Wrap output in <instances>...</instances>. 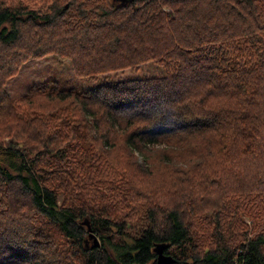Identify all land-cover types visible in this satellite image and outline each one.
<instances>
[{
    "label": "trees",
    "instance_id": "trees-1",
    "mask_svg": "<svg viewBox=\"0 0 264 264\" xmlns=\"http://www.w3.org/2000/svg\"><path fill=\"white\" fill-rule=\"evenodd\" d=\"M46 54L94 86L13 97L9 78ZM113 170L143 220L126 242V219L86 203ZM231 195L264 224V0H0V264H158L160 248L168 264H264V230L195 241L199 211Z\"/></svg>",
    "mask_w": 264,
    "mask_h": 264
},
{
    "label": "rangeland",
    "instance_id": "rangeland-1",
    "mask_svg": "<svg viewBox=\"0 0 264 264\" xmlns=\"http://www.w3.org/2000/svg\"><path fill=\"white\" fill-rule=\"evenodd\" d=\"M157 66V64L150 62L142 65L138 71L127 68L125 70L117 71L112 75L114 76L115 74L116 77H127L142 76L152 73L157 74L159 72V66L158 69ZM161 70H163V67H161ZM44 81H56L62 87H74L78 90L88 89L94 86L95 83V81L91 78L79 77L75 75L70 58H62L57 54H46L44 56L38 55L36 58L22 63L18 69V72L9 78L6 87L13 97L19 98L27 94L33 85L40 84ZM62 106L67 107L69 104H64ZM136 155L139 156V162H145L138 152ZM145 164L148 165L147 163ZM120 175H122V171H108L95 181H91L93 187L91 188V191L89 189L87 190L90 197L86 199V203L93 206V208L96 209L95 211L99 210L104 212V214L110 213L114 219H126L125 235H114L115 241L126 242L130 241L133 237L140 233L141 223L143 220L141 217L137 216L134 212L130 211L126 207V198L128 197V194L127 192L125 194L121 192V185L123 182ZM127 184L132 187L134 191L138 192L135 189H139V187L133 186L129 182H127ZM237 185L238 183L235 181L232 183V185L228 186L231 187ZM166 186L167 185H164L163 188ZM239 197L241 196L231 195V199L228 200V202H231L230 205H228L225 210H222V214L228 210L227 217L224 220L221 219L222 214L220 211L217 213L214 211L213 214L209 213L207 217L203 215L206 210L199 211L200 215L194 219L197 224V228L194 230V232H200L196 234V237L199 238L200 242L197 240V238L195 239V241L199 243V248L202 250H208L209 248L216 247L223 240L228 241V239H234L238 242L239 237L243 233L251 237L254 228L264 230V224L261 218L255 219L250 214L241 209V206L242 208L252 207L255 204L254 201H252L251 204L249 202L242 204L243 201L238 203ZM228 198H224V205L228 203ZM62 199L63 195H60V201ZM80 199L82 201L84 200L82 197H80ZM216 219L221 223V227L217 224ZM236 220H239L245 224L243 228H241L239 225H236ZM206 223H211V225H208L207 227L209 231H204V225H206ZM233 226L235 229H233ZM223 227H225L226 230ZM89 232H91V235L88 237V243L94 244V241L96 242V240H99L101 245L102 242L99 236L93 233L91 230H89Z\"/></svg>",
    "mask_w": 264,
    "mask_h": 264
},
{
    "label": "water",
    "instance_id": "water-1",
    "mask_svg": "<svg viewBox=\"0 0 264 264\" xmlns=\"http://www.w3.org/2000/svg\"><path fill=\"white\" fill-rule=\"evenodd\" d=\"M124 1H127V0H124ZM159 252H160V255L158 257V261H159L158 264H168L169 262L172 261L171 256L165 255L162 253V248L159 249Z\"/></svg>",
    "mask_w": 264,
    "mask_h": 264
}]
</instances>
